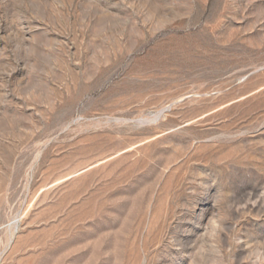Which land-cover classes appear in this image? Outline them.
Here are the masks:
<instances>
[{"label":"rangeland","instance_id":"1","mask_svg":"<svg viewBox=\"0 0 264 264\" xmlns=\"http://www.w3.org/2000/svg\"><path fill=\"white\" fill-rule=\"evenodd\" d=\"M0 264H264V0H0Z\"/></svg>","mask_w":264,"mask_h":264}]
</instances>
